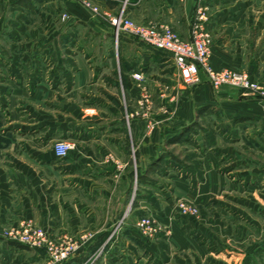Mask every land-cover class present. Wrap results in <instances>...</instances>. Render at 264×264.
Wrapping results in <instances>:
<instances>
[{
  "label": "crops",
  "instance_id": "1",
  "mask_svg": "<svg viewBox=\"0 0 264 264\" xmlns=\"http://www.w3.org/2000/svg\"><path fill=\"white\" fill-rule=\"evenodd\" d=\"M94 2L103 13L119 11L117 3ZM198 5L206 8L213 69L246 72L264 86V0H132L126 16L165 23L187 40ZM0 10V264L44 263L42 251L3 238L5 228L24 223L81 242L65 264H83L103 247L105 263L101 255L97 264H218L189 237L200 224L178 222L172 206L217 202L232 186L229 176L241 179L261 164L264 99L231 87L213 90L203 75L199 85L180 89L170 55L117 35L107 19L70 0H0ZM135 73L147 78L144 90ZM146 93L149 115L134 116L127 127L125 114L139 111ZM194 122L206 127L211 147L202 148L197 128L198 149L185 148L189 164L181 176L157 168L163 150L181 146L167 141ZM222 132L235 143L258 142L263 154H251L245 143L246 157L222 150ZM60 140L75 143L64 159L53 151ZM158 175L173 184L160 201ZM143 213L171 229L168 242L137 240L134 224Z\"/></svg>",
  "mask_w": 264,
  "mask_h": 264
},
{
  "label": "rangeland",
  "instance_id": "2",
  "mask_svg": "<svg viewBox=\"0 0 264 264\" xmlns=\"http://www.w3.org/2000/svg\"><path fill=\"white\" fill-rule=\"evenodd\" d=\"M94 4L97 5L95 2ZM1 11L2 10H0V13ZM147 23L154 22L149 21ZM173 32L175 31L173 30ZM126 106H128V103H126ZM203 123H201L202 126H204ZM208 124L209 126H211L212 123ZM197 131L200 142H202L201 144L204 145L202 148H206L207 146L211 147L212 143L206 137V127L198 128ZM220 136L221 141L224 144V146H221V149H227L228 147H231V149L236 152L239 157H246L245 153L243 152V149L246 147L243 146L244 143L254 151H250L252 152L251 154L258 155V153H260L259 151H257L259 149L258 142L244 140L240 141L239 143H235V141L231 139V137H226L223 132L220 134ZM186 147L198 149V143L193 142V144L191 143V145L189 146L181 145L175 151H168L171 152L173 156L176 157L179 161V165L177 166L178 168L176 170L171 167L166 168L165 171H167L168 174L172 173L177 178L181 176L182 171L189 164V160L187 159L188 157L185 155L186 152H184ZM132 154H134V150L132 151ZM261 158H263V155H261ZM240 166L241 168L244 167L242 163ZM245 170H247V168ZM247 172L248 175H245L246 177L244 176L238 180H235L236 178L234 179L229 176V180L231 181L230 183L232 186L231 188H229V190H226L227 188H224L226 193L223 195L221 194L217 202H210L206 205L199 206L190 201L177 200L172 206L174 217L178 222L190 226L192 225L191 223L195 222H198L200 224V231L196 233L194 232V230L190 229L189 237L195 240L198 245L205 246L208 257H219V259L217 260L218 264H264V160L261 161V164L258 166L252 164L248 168ZM236 176L237 174L235 175V177ZM248 176L249 178L247 179ZM161 177L162 176L158 175L155 182L157 195L156 198L158 201L163 200V193L167 192L168 194H170L173 185L172 183H169L164 179L162 180ZM246 179L248 182L243 183L242 180ZM139 184L140 183L138 182V179H136L134 185V196L138 195ZM180 203L193 205V207H195L197 210L196 216L181 215L177 210ZM143 219L149 220V227H151L152 229H156L155 234L152 233L151 235H149L146 230L147 228H139V230L137 229V223ZM134 228L135 231L137 230L134 233V236L137 237V240H139L141 244H146L159 239L168 242L172 236V231L167 225L160 223L159 221L154 219L153 216H150L147 213H143L140 215V217L134 224ZM201 230L205 233H201ZM119 234V230L111 233V236H113L111 237V239L116 238L117 236H119ZM49 238L54 242L72 241L81 245V242L70 238L68 235L62 238H54L51 236H49ZM105 251V247H103V249H97V251L94 250L92 252L93 254H90V257L85 262H89L88 264H97L101 255H103V263H105ZM42 252L45 256L44 251ZM122 257L123 256L119 255V259H116V262L120 263L119 261ZM70 259L59 264H65ZM42 264H47L46 258L44 260V263Z\"/></svg>",
  "mask_w": 264,
  "mask_h": 264
},
{
  "label": "built area",
  "instance_id": "3",
  "mask_svg": "<svg viewBox=\"0 0 264 264\" xmlns=\"http://www.w3.org/2000/svg\"><path fill=\"white\" fill-rule=\"evenodd\" d=\"M87 9L93 17L107 19L116 34H125L137 39L142 44L170 55L173 66L179 74L180 89H189L199 85L201 76L206 78L213 90L222 87H231L248 92L259 99H264V86L253 79L246 72L228 69H213L210 56L212 51V38L203 27L206 16V8L198 5L190 25L189 38L183 40L171 27L165 23H137L126 16V10L130 4L129 0H70ZM94 1L106 3H117L119 11L117 14L103 13L94 4ZM67 13L61 14V20L67 21ZM142 90L145 89L147 78L141 73L132 75ZM151 100L146 93L138 102L140 110L125 114V123L129 127V121L134 116L147 117L149 115ZM142 110V111H141ZM153 126L150 125V128ZM75 149V143L70 140H60L54 143L53 151L57 159H64ZM178 212L183 216H196L197 210L193 205L180 203ZM149 220L143 219L137 223V229L147 228L149 235L156 233L152 229ZM137 231V230H136ZM141 234V233H140ZM153 234V235H154ZM2 236L4 239L15 244L22 245L28 249L44 251L47 264H59L72 258L80 245L72 241L54 242L45 231L34 223H24L16 227L5 228ZM85 262L83 264H88Z\"/></svg>",
  "mask_w": 264,
  "mask_h": 264
},
{
  "label": "trees",
  "instance_id": "4",
  "mask_svg": "<svg viewBox=\"0 0 264 264\" xmlns=\"http://www.w3.org/2000/svg\"><path fill=\"white\" fill-rule=\"evenodd\" d=\"M203 111L202 109L198 110ZM196 122L184 127L181 129L180 133L176 136L172 137L167 141V145H191L194 141V136L197 134L196 129L200 128ZM179 161L176 157L173 156L171 152H168L167 150H163L162 153L159 155V157L155 160V165L157 168L160 166L164 167H171L176 170L178 167ZM140 181V175H138V182ZM19 245V244H18ZM22 246V245H21ZM24 247V246H23ZM26 248V247H25Z\"/></svg>",
  "mask_w": 264,
  "mask_h": 264
}]
</instances>
